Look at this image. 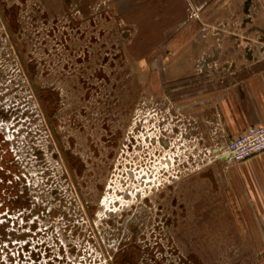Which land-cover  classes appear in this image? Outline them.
I'll list each match as a JSON object with an SVG mask.
<instances>
[{
    "label": "rangeland",
    "instance_id": "1",
    "mask_svg": "<svg viewBox=\"0 0 264 264\" xmlns=\"http://www.w3.org/2000/svg\"><path fill=\"white\" fill-rule=\"evenodd\" d=\"M118 1L0 0V264H264L222 152L135 75L165 15Z\"/></svg>",
    "mask_w": 264,
    "mask_h": 264
},
{
    "label": "crops",
    "instance_id": "2",
    "mask_svg": "<svg viewBox=\"0 0 264 264\" xmlns=\"http://www.w3.org/2000/svg\"><path fill=\"white\" fill-rule=\"evenodd\" d=\"M116 12L165 15L167 25L156 18L148 28L173 31L155 40L166 54L140 56L135 75L197 129L204 147L217 151L264 124V0H120ZM181 30L193 32L180 40L174 31ZM221 161L245 234L264 253V152Z\"/></svg>",
    "mask_w": 264,
    "mask_h": 264
},
{
    "label": "built area",
    "instance_id": "3",
    "mask_svg": "<svg viewBox=\"0 0 264 264\" xmlns=\"http://www.w3.org/2000/svg\"><path fill=\"white\" fill-rule=\"evenodd\" d=\"M222 153H221V152ZM216 152L230 163L239 164L264 152V124L247 128Z\"/></svg>",
    "mask_w": 264,
    "mask_h": 264
}]
</instances>
